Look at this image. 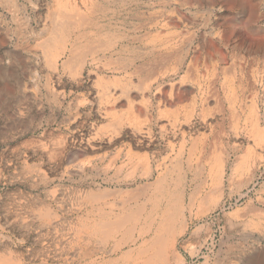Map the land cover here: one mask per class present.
Masks as SVG:
<instances>
[{
    "label": "rangeland",
    "instance_id": "1",
    "mask_svg": "<svg viewBox=\"0 0 264 264\" xmlns=\"http://www.w3.org/2000/svg\"><path fill=\"white\" fill-rule=\"evenodd\" d=\"M83 3L90 7H84ZM17 4L0 0V250L13 254L18 251L15 254L21 258V264L60 261L59 264L65 261L86 264L107 260L113 264H132L134 260L126 259L125 253L148 244L153 234L137 233L135 237L140 243L124 244V249L117 247L113 239L107 245L96 238L83 240L85 234L83 237L76 233L83 228L87 214L95 220H104L83 197L94 188L105 193L103 203L107 210L125 217L144 206L151 218L156 217V231L165 227L167 234L168 228L172 229V235L168 236L175 241L170 246L169 264H264V0H18ZM72 4L71 11L78 12L75 18V13H68ZM63 7L68 11H63ZM22 8L27 10L24 15L20 12ZM59 12L68 13L76 21L81 19L83 26L77 27L61 44L53 41L54 44L48 45L52 17ZM85 19L88 25L84 24ZM197 21L204 25L201 30L193 27ZM238 31L245 37H236ZM92 42L95 46L90 45ZM211 42H215L214 46ZM9 66H15L22 74L25 82L22 89L4 79V69ZM132 70L135 72L131 73ZM138 75L146 76V81H140ZM178 148L183 149L179 154ZM29 198L57 205L62 212L47 225L37 211L27 206ZM13 246L18 250L14 251ZM85 251L95 258L83 257Z\"/></svg>",
    "mask_w": 264,
    "mask_h": 264
},
{
    "label": "bare ground",
    "instance_id": "2",
    "mask_svg": "<svg viewBox=\"0 0 264 264\" xmlns=\"http://www.w3.org/2000/svg\"><path fill=\"white\" fill-rule=\"evenodd\" d=\"M35 1V0H34ZM57 1V0H56ZM61 2H62V0H60ZM66 1V0H65ZM69 1V0H68ZM3 2L5 3V4H11V5H18L17 3H18V0H3ZM37 2V1H36ZM39 2V1H38ZM37 2V3H38ZM85 2V1H84ZM92 2V1H91ZM93 2H95V1H93ZM107 2V1H106ZM110 2V1H109ZM21 3V2H20ZM32 3V2H31ZM53 3V2H52ZM55 3V2H54ZM71 3V2H70ZM90 3V2H89ZM98 3V2H97ZM33 4V3H32ZM55 4H57V2L55 3ZM59 4H60V2H59ZM62 4H64V3H62ZM84 4V3H83ZM86 4V3H85ZM84 4V7H86V5ZM91 4H93V3H91ZM91 4H89V5H91ZM100 4V3H99ZM98 4V5H99ZM103 4H104V2H103ZM73 6L72 7H70L69 9H70V12L68 11V10H65L64 9V7H63V11H68V13H75V12H73V11H71V9L74 7V4H72ZM97 5V4H96ZM6 6V5H5ZM65 6H66V2H65ZM68 6V5H67ZM69 6H71V4L69 5ZM77 6V7H76ZM76 6H75V8L77 9L78 8V5L76 4ZM102 6V4L100 5V7ZM116 6V5H115ZM115 6H113V7H115ZM26 7V6H25ZM87 7H90V6H87ZM86 7V8H87ZM97 7V6H96ZM99 7V6H98ZM99 7V8H100ZM105 7V6H104ZM112 7V6H111ZM65 8H67V7H65ZM108 8V7H107ZM19 9V8H18ZM26 9V8H25ZM24 8H22L21 10H20V12H21V14H25V12L27 11V10H25ZM74 9V8H73ZM80 9V8H79ZM79 9H77L78 11H79ZM12 10L14 11V9L12 8ZM55 10V9H54ZM57 10H59V6L57 7ZM57 10H55L56 11V13L58 12ZM87 10V9H86ZM93 10H94V8H93ZM92 10V8L90 9V11L92 12L93 11ZM101 10V9H100ZM76 11V10H75ZM104 11H107V10H104ZM115 11V10H114ZM60 12H62V11H60ZM59 12V13H60ZM77 12V11H76ZM83 12V11H82ZM108 12V11H107ZM29 13H30V11H29ZM63 13V12H62ZM62 13H60V14H55V15H53V19H52V25H51V27H50V30H49V33H47L48 34V37L50 38H48L49 39V41L47 42V44L49 45V44H54V43H56V44H61V42H63L64 40H65V38L67 37H69V36H71L70 34H72V33H74V30L77 28V27H79L83 22L81 21V19H77L78 21H76L74 18H75V16L77 15V13H75L74 15H73V17L74 18H72V16L71 15H69L68 13L67 14H62ZM94 13H96V12H94ZM114 13V12H113ZM6 14V13H5ZM84 14H85V16H86V12H85V10H84ZM90 14V13H89ZM100 14V13H99ZM18 15V14H17ZM78 15H80V14H78ZM82 15V14H81ZM92 15H93V13H92ZM9 16V15H8ZM13 16V15H12ZM85 16H84V18H85ZM10 17V16H9ZM21 17V16H20ZM23 17V16H22ZM26 17V16H25ZM78 18H79V16H77ZM89 17V16H88ZM96 17V16H95ZM32 18V17H31ZM80 18H82V16H80ZM83 18V19H84ZM87 18V17H86ZM20 19V18H19ZM18 19V20H19ZM87 19H90V18H87ZM87 19H85L84 20V24L85 23H87ZM14 21V20H13ZM91 21V20H90ZM89 21V22H90ZM13 23V22H12ZM20 23V22H19ZM22 23V22H21ZM24 23V22H23ZM30 23V22H29ZM28 23V24H29ZM6 24V23H5ZM27 24V25H28ZM89 24H91V23H89ZM85 25H88V24H85ZM84 25V26H85ZM16 26V25H15ZM24 26V25H23ZM81 26H83V25H81ZM2 27V26H1ZM26 27V26H25ZM23 28V27H22ZM27 28V27H26ZM48 29H49V27H48ZM47 29V30H48ZM79 29V28H78ZM86 29V28H85ZM92 29H93V27H92ZM29 30V29H28ZM80 30V29H79ZM95 30V29H94ZM93 30V31H94ZM109 31V30H108ZM108 31H106V32H108ZM29 32V31H28ZM83 32V31H82ZM86 32V31H85ZM18 33V32H17ZM112 33H114V32H112ZM117 33V32H116ZM107 34V33H106ZM8 35V34H7ZM10 35V34H9ZM19 35H21V34H19ZM74 35V34H73ZM79 35V34H78ZM93 35V34H92ZM0 36H1V34H0ZM14 36V35H13ZM39 36V35H38ZM42 36V35H41ZM46 36V35H45ZM85 37L87 36V35H84ZM83 36V37H84ZM108 36V35H107ZM29 37V36H28ZM32 37V36H31ZM35 37V36H34ZM44 37V36H43ZM74 37V36H73ZM79 37V36H78ZM3 38H5V36L3 37ZM11 38H13V37H11ZM75 38V37H74ZM73 38V39H74ZM100 38V37H99ZM140 38H143V37H140ZM145 38V37H144ZM157 38V37H156ZM160 38V37H159ZM170 38V37H169ZM183 38V37H182ZM184 38H186V37H184ZM183 38V39H184ZM201 38V37H200ZM239 38V37H238ZM89 39H90V37H89ZM135 39V38H134ZM137 39V38H136ZM148 39V38H147ZM167 39V38H166ZM224 39V38H223ZM222 39V40H223ZM233 39V38H232ZM243 39V38H242ZM246 39V38H245ZM6 40H7V38H6ZM72 40V39H71ZM91 40V39H90ZM121 40V39H120ZM145 40V39H144ZM201 40V39H200ZM239 40V39H238ZM237 40V41H238ZM1 41V40H0ZM3 41H5V40H3ZM3 41H2V43H3ZM53 41H54V43H53ZM86 41V40H85ZM92 41V40H91ZM107 41V40H106ZM119 41V40H118ZM117 41V42H118ZM149 41V40H148ZM161 41L163 42L164 40H162L161 39ZM172 41V40H171ZM176 41H177V39L175 40V44H176ZM183 41V40H182ZM198 41V40H197ZM196 41V42H197ZM221 41V40H220ZM229 41V40H228ZM235 41V40H234ZM244 41V40H243ZM255 41H257V40H255ZM260 41V40H259ZM25 42V41H24ZM79 42V41H78ZM112 41H110V43H111ZM116 42V41H115ZM151 42V41H150ZM159 42V41H158ZM222 42V41H221ZM225 42V41H224ZM223 42V43H224ZM242 42V41H241ZM240 42V43H241ZM251 42V41H250ZM262 43H263V41H261ZM260 42V43H261ZM14 43V42H13ZM30 43V42H29ZM45 43V42H44ZM68 43V42H67ZM105 43V42H104ZM123 43V42H122ZM145 43V42H144ZM174 43V42H173ZM182 43V42H181ZM201 43H202V41H201ZM215 42H211V44L213 45ZM222 43V44H223ZM234 43V42H233ZM12 44V43H11ZM56 44H55V46H56ZM63 44V43H62ZM75 44V43H74ZM79 43H77V45H78ZM83 44V43H82ZM85 44V43H84ZM83 44V45H84ZM91 44H93V42L92 43H90V45ZM129 44V43H128ZM148 44V43H147ZM168 44V43H167ZM94 45V44H93ZM93 45H91V46H93ZM108 45V44H107ZM126 45V44H125ZM143 45V44H142ZM157 45V44H156ZM182 45V44H181ZM203 45H204V43H203ZM211 45V46H212ZM237 45H238V43H237ZM28 46V45H27ZM54 46V45H53ZM62 45H60L59 46V48L61 47ZM65 46V45H64ZM73 46H75V45H73ZM95 46V45H94ZM98 46V45H97ZM109 46H111V45H109ZM158 46V45H157ZM174 46V45H173ZM179 46V45H178ZM206 46H207V44H206ZM209 46V45H208ZM207 46V47H208ZM214 46V45H213ZM212 46V47H213ZM228 46V45H227ZM40 47H42V46H40ZM46 47H47V45H46ZM51 46H49V48H50ZM68 47H70V46H68ZM82 47V46H81ZM108 47V46H107ZM116 47V46H115ZM124 47V46H123ZM128 47V46H127ZM134 47V46H133ZM151 47V46H150ZM162 47V46H161ZM202 47V46H201ZM212 47H209V49L210 50H212L211 48ZM225 47V46H224ZM242 47V46H241ZM260 47V46H259ZM3 48V47H2ZM28 48V47H27ZM58 48V47H57ZM77 48L79 49V47L77 46ZM136 48H138V47H136ZM174 48V47H173ZM175 48H177L176 46H175ZM179 48V47H178ZM252 48H253V46H252ZM103 49H105V48H103ZM144 49V48H143ZM147 49V48H146ZM167 49H169L168 47H167ZM209 49H206L207 51L209 50ZM216 49V48H215ZM239 49H240V47H239ZM60 50H62L63 51V49H61L60 48ZM67 50V49H66ZM71 50H73V49H71ZM127 50V49H126ZM132 50H134V49H132ZM157 50V49H156ZM162 50V49H161ZM160 50V51H161ZM175 50V49H174ZM263 50V49H262ZM50 51V50H49ZM57 51V50H56ZM62 51H60V52H62ZM75 51V50H74ZM119 51V50H118ZM122 51V50H121ZM144 51H146V50H144ZM148 51V50H147ZM154 51V50H153ZM228 51H229V49H228ZM239 51V50H238ZM254 51V50H253ZM252 51V52H253ZM258 51V50H257ZM24 52V51H23ZM53 52V51H52ZM68 52H69V50H68ZM81 52V51H80ZM91 53L93 52V51H90ZM95 52V51H94ZM180 52H182V51H180ZM212 52V51H211ZM210 52V53H211ZM244 52V51H243ZM261 52V51H260ZM25 53V52H24ZM28 53V52H27ZM30 53V52H29ZM57 53V52H56ZM123 53V52H122ZM127 53V52H126ZM131 53V52H130ZM134 53V52H133ZM132 53V54H133ZM141 53H142V51H141ZM140 53V54H141ZM145 53V52H144ZM162 53V52H161ZM175 53V52H174ZM204 53V52H203ZM235 53V52H234ZM233 53V54H234ZM245 54H246V52H244ZM244 53H242V54H244ZM5 55H6V53H4ZM16 54V53H15ZM50 54V53H49ZM74 54V53H73ZM78 54V53H77ZM89 54V53H88ZM96 54V53H95ZM115 54H116V51H115ZM162 54H164V53H162ZM166 54H168V53H166ZM173 54V53H172ZM179 54V53H178ZM232 54V55H233ZM52 55V54H51ZM58 55H59V52H58ZM68 55V54H67ZM79 55V54H78ZM84 55V54H83ZM97 55V54H96ZM104 55V54H103ZM125 55V54H124ZM159 55V54H158ZM208 55H210V54H208ZM2 56V55H1ZM17 56H18V58H19V55H18V53H17ZM16 56V57H17ZM47 56H48V53H47ZM80 56V55H79ZM102 55H100V57H101ZM115 56V55H114ZM123 56V55H122ZM127 56V55H126ZM140 55L138 54V57H139ZM145 56V55H144ZM171 56V55H170ZM178 56V55H177ZM205 56V55H204ZM211 56V55H210ZM49 57V56H48ZM52 57H54V56H52ZM59 57V56H58ZM69 57H71V56H69ZM75 57V56H74ZM85 57V56H84ZM83 57V58H84ZM99 57V56H98ZM109 56H107V57H105V58H108ZM143 57V56H142ZM175 57V56H174ZM183 57V56H182ZM216 57V56H215ZM217 57H218V55H217ZM216 57V58H217ZM24 58V57H23ZM26 58V57H25ZM68 58V57H67ZM82 57H80V59H81ZM94 58H97V57H94ZM114 58V57H113ZM130 58H132V56L130 57ZM134 58V57H133ZM153 58V57H152ZM156 58V57H155ZM162 58H163V56H162ZM203 58V57H202ZM219 58V57H218ZM260 58V57H259ZM16 59V58H15ZM78 59V58H77ZM99 59V58H98ZM101 59V58H100ZM110 59H111V56H110ZM115 59V58H114ZM159 59V58H158ZM165 59H167V57L165 58ZM169 59V58H168ZM177 59V58H176ZM186 59V58H185ZM236 59V58H235ZM248 59V58H247ZM250 59V58H249ZM253 59V58H252ZM252 59H251V62H252ZM261 59H262V57H261ZM4 60V59H3ZM20 60V59H19ZM53 60V59H52ZM58 60V59H57ZM67 60V59H66ZM65 60V61H66ZM85 60V59H84ZM136 60V59H135ZM142 60V59H141ZM163 60V59H162ZM174 60V59H173ZM172 60V61H173ZM178 60V59H177ZM217 60V59H216ZM239 60V59H238ZM254 60V59H253ZM258 60V59H257ZM15 61V60H14ZM18 61V60H17ZM28 61V60H27ZM64 61V62H65ZM83 60H81V62H82ZM87 61V60H86ZM92 61V60H91ZM113 61V60H112ZM116 61V60H115ZM147 61V60H146ZM155 61V60H154ZM211 61V60H210ZM209 61V62H210ZM21 62V61H20ZM54 62V61H53ZM61 62H62V60H61ZM73 62V61H72ZM76 62V61H75ZM93 62V61H92ZM99 62V61H98ZM152 62V61H151ZM176 62V61H175ZM189 62V61H188ZM208 62V61H207ZM255 62V61H254ZM52 63V62H51ZM50 63V64H51ZM56 63V62H55ZM67 63H68V61H67ZM88 63V62H87ZM111 63H113V62H111ZM110 63V64H111ZM146 63V62H145ZM218 63V62H217ZM246 63V62H245ZM21 64V63H20ZM24 64H25V62H24ZM98 64V63H97ZM102 64H103V61H102ZM118 64V63H117ZM128 64V63H127ZM141 64V63H140ZM168 64V63H167ZM185 64V63H184ZM200 64H201V60H200ZM199 64V65H200ZM205 64V63H204ZM224 64H226V63H224ZM223 64V65H224ZM234 64V63H233ZM238 64V63H237ZM26 65V64H25ZM81 65V63L79 64V66ZM105 65V64H104ZM107 65V64H106ZM105 65V66H106ZM124 65V64H123ZM138 65V64H137ZM148 65V64H147ZM152 65H154V64H152ZM152 65H151V67H152ZM190 65H192V64H190ZM195 65H196V63H195ZM220 65V64H219ZM228 65V64H227ZM263 65V64H262ZM24 66V65H23ZM53 66V65H52ZM64 66V65H63ZM78 66V65H77ZM76 66V67H77ZM78 66V67H79ZM82 66V65H81ZM87 66V65H86ZM105 66H104V68H105ZM122 66V65H121ZM126 66V65H125ZM130 66H131V64H130ZM156 66V65H155ZM169 66V65H168ZM175 66V65H174ZM203 66V65H202ZM230 66V65H229ZM232 66V65H231ZM233 66H235V65H233ZM252 66V65H251ZM22 67V66H21ZM68 67V66H67ZM77 67V68H78ZM100 67V66H99ZM135 67V66H134ZM142 67H143V65H142ZM176 67V66H175ZM179 67V66H178ZM199 67V66H198ZM205 67V66H204ZM216 67H217V65H216ZM243 67V66H242ZM26 68V67H25ZM28 68H29V66H28ZM58 68V67H57ZM80 68V67H79ZM79 68H78V70H79ZM86 68V67H85ZM98 68V67H97ZM137 68H139V70H141L142 68L141 67H139V66H137ZM136 68V69H137ZM162 68V67H161ZM171 68V67H170ZM225 68V67H224ZM23 69V68H22ZM55 69V68H54ZM81 69V68H80ZM135 69V70H136ZM168 69V68H167ZM178 69V68H177ZM240 69V68H239ZM25 70V69H24ZM49 70V69H48ZM121 70V69H120ZM125 70V69H124ZM123 70V71H124ZM143 70V69H142ZM145 70V69H144ZM156 69H154L153 70V73H154V71H155ZM159 70V69H158ZM188 71H190V69H187ZM186 70V71H187ZM195 70V69H194ZM199 70V69H198ZM230 70V69H229ZM237 70V69H236ZM23 71V70H22ZM28 71V70H27ZM76 71H77V69H76ZM82 71V70H81ZM84 71V70H83ZM133 71V70H132ZM138 71V70H137ZM150 71H152V70H150ZM162 71V70H161ZM184 71V70H183ZM203 71V70H202ZM226 71V70H225ZM232 71H233V69H232ZM238 71V70H237ZM135 71H133V72H131V73H134ZM145 72V71H144ZM149 72V71H148ZM157 72V71H156ZM180 72V71H179ZM230 72V71H229ZM3 73V72H2ZM77 73V72H76ZM76 73H74V74H76ZM128 73H129V71H128ZM140 73H143L142 71L140 72ZM152 73V75H154ZM158 73V72H157ZM186 73H189V72H186ZM197 73V72H196ZM202 73V72H201ZM212 73V72H211ZM214 73V72H213ZM212 73V74H213ZM220 73V72H219ZM234 73V72H233ZM26 74V73H25ZM40 74V73H39ZM46 74V73H45ZM70 74V73H69ZM130 74V73H129ZM151 74V73H150ZM174 74V73H173ZM227 74V73H226ZM1 75V74H0ZM50 75V74H49ZM128 75V74H127ZM181 75V74H180ZM185 75V74H184ZM199 75V74H198ZM198 75H197V77L196 78H198ZM25 76V75H24ZM72 76V75H71ZM228 76V75H227ZM22 77V74H20V71L15 67V66H9V67H6V69H4V79H7L8 81H10L11 83H15V84H17V86H19L21 89H22V87H24V85H25V82H24V79H22L21 78ZM43 77V76H42ZM76 77V76H75ZM146 76H144V78L142 77L141 78V76H139L138 75V78H139V80L141 79V80H145V79H147V78H145ZM163 77V76H162ZM190 77V76H189ZM188 77V78H189ZM72 78V77H71ZM148 78H150V75L148 76ZM155 78H157V76L155 77ZM177 78V77H176ZM49 79V78H48ZM52 79V78H51ZM211 79V78H210ZM215 79V78H214ZM37 80V79H36ZM140 80V81H141ZM176 80V79H175ZM174 80V81H175ZM186 80V79H185ZM208 80V79H207ZM139 81V82H140ZM146 81V80H145ZM163 81V80H162ZM165 81V80H164ZM194 81V80H193ZM197 81V80H196ZM195 81V82H196ZM31 82V81H30ZM148 82V81H147ZM184 82V81H183ZM157 83V82H156ZM160 83V82H159ZM166 83V82H165ZM197 83V82H196ZM2 84V83H1ZM40 84V83H39ZM189 84V83H188ZM50 85V84H49ZM127 85V84H126ZM145 83H144V85H143V87H145ZM164 85V84H163ZM8 86V85H7ZM130 86V85H129ZM142 86V85H141ZM155 86V85H154ZM161 86V85H160ZM204 86V85H203ZM9 87H10V85H9ZM43 87V86H42ZM143 87H142V89H143ZM192 87H194V86H192ZM210 87V86H209ZM11 89H12V86L10 87ZM16 88V87H15ZM61 88V87H60ZM59 88V89H60ZM108 88V87H107ZM109 88H111V87H109ZM125 88H126V86H125ZM127 88L129 89V87H128V85H127ZM204 88V87H203ZM20 89V90H21ZM116 89V88H115ZM122 89V88H121ZM124 89V88H123ZM155 89V88H154ZM159 89V88H158ZM172 89V88H171ZM6 90V89H5ZM30 90V89H29ZM42 90H43V88H42ZM55 90V89H54ZM130 90V89H129ZM139 90H141V89H139ZM2 91V90H1ZM19 91V90H18ZM56 91V90H55ZM58 91V90H57ZM145 91V90H144ZM159 91V90H158ZM7 93H8V91H6ZM106 92V91H105ZM108 92H109V90H108ZM115 92V91H114ZM114 92H113V94H114ZM123 92V91H122ZM125 92H126V90H125ZM125 92L123 93V94H125ZM141 92H142V90H141ZM21 93V92H20ZM25 93V92H24ZM144 93V92H143ZM201 93V92H200ZM28 94V93H27ZM30 94V93H29ZM28 94V95H29ZM64 94H66V93H64ZM107 94V93H106ZM109 94V93H108ZM107 94V95H108ZM112 94V93H111ZM149 94H151V93H149ZM148 94V95H149ZM206 94V93H205ZM58 95V94H57ZM98 95V94H97ZM128 95H129V93H128ZM152 95V94H151ZM2 96V95H1ZM111 96V95H110ZM144 96V95H143ZM204 96V95H203ZM23 97V96H22ZM128 97V96H127ZM6 98L7 99H9V96H6ZM5 98V99H6ZM14 98V97H13ZM59 98V97H58ZM57 98V99H58ZM151 98V97H150ZM149 98V99H150ZM11 99V98H10ZM22 99V98H21ZM62 99V98H61ZM131 99V98H130ZM144 99H145V97H144ZM148 99V98H147ZM14 100V99H13ZM12 100V101H13ZM128 100H129V98H128ZM22 101H25V100H22ZM133 101H135V100H133ZM143 101V100H142ZM153 101V100H152ZM161 101V100H160ZM132 102V100L130 101V103ZM151 102V101H150ZM154 102V101H153ZM5 103V102H4ZM12 103H14V102H12ZM93 103V102H92ZM1 104V103H0ZM20 104V103H19ZM132 104H133V102H132ZM141 104H143V103H141ZM148 104V103H147ZM16 105V104H15ZM7 106H8V104H7ZM10 106V105H9ZM20 106V105H19ZM30 106V105H29ZM101 106V105H100ZM131 106V105H130ZM27 107V106H26ZM132 107H133V105H132ZM150 107V106H149ZM154 107V106H153ZM20 109V108H19ZM22 109V108H21ZM23 110V109H22ZM30 110V109H29ZM142 110V109H141ZM161 110H163V109H161ZM181 110V109H180ZM5 111V110H4ZM135 110H133V112H134ZM143 111V110H142ZM182 111V110H181ZM1 112V111H0ZM3 112V111H2ZM100 112V111H99ZM105 112H107V111H105ZM128 112H129V109H128ZM128 112H126V113H128ZM148 112V111H147ZM153 112V111H152ZM151 112V113H152ZM169 112V111H168ZM26 113H27V111H26ZM108 113V112H107ZM110 113V112H109ZM108 113V114H109ZM150 113V114H151ZM161 113V112H160ZM171 113V112H170ZM173 113V112H172ZM3 114V113H2ZM112 114V113H111ZM133 114H135V113H133ZM132 114V115H133ZM162 114H164V113H162ZM182 114V113H181ZM127 114H125V116H126ZM140 115V114H139ZM146 115H147V113H146ZM186 115V114H185ZM110 116V115H109ZM108 116V117H109ZM135 116V115H134ZM141 116H142V114H141ZM165 116V115H164ZM180 116V115H179ZM178 116V117H179ZM26 117V116H25ZM24 117V118H25ZM106 117V116H105ZM148 117V116H147ZM169 117V116H168ZM167 117V118H168ZM23 118V119H24ZM161 118H164V117H161ZM125 119V118H124ZM28 120V119H27ZM119 121V120H118ZM117 121V122H118ZM154 121H156V119L154 120ZM176 121V120H175ZM180 121V120H179ZM21 122V121H20ZM203 122V121H202ZM26 123V122H25ZM169 123H171V121L169 120ZM112 124V123H111ZM117 125V124H116ZM171 125V124H170ZM174 126V125H173ZM177 126V125H176ZM235 126V125H234ZM115 127V126H114ZM115 128H117V127H115ZM165 128V127H164ZM258 131V130H257ZM107 132V131H106ZM103 133H105V132H103ZM100 135V134H99ZM103 135V134H102ZM234 136V135H233ZM98 137V136H97ZM101 137V136H100ZM99 137V138H100ZM197 137H199V136H197ZM54 138V137H53ZM90 138V137H89ZM95 138V137H94ZM153 138V137H152ZM96 139V138H95ZM110 139V138H109ZM82 140H85V139H82ZM112 140V139H111ZM185 140V139H184ZM39 141H40V139L38 140V143H39ZM48 141V140H47ZM88 141H90V140H88ZM94 141H96V140H94ZM32 141L30 140V143H31ZM41 142V141H40ZM44 142V141H43ZM42 142V145H44V143ZM72 142V141H71ZM196 142V141H195ZM77 143V142H76ZM82 143V142H81ZM95 143V142H94ZM186 143V142H185ZM41 144V143H40ZM39 144V145H40ZM52 144V143H51ZM60 144V143H59ZM68 144H70L69 142H68ZM73 144V143H72ZM102 144V143H101ZM106 144V143H105ZM196 144V143H195ZM194 143H193V145H195ZM203 144V143H202ZM24 145V144H23ZM55 145H57V144H55ZM82 145V144H81ZM84 145H86V144H84ZM83 145V146H84ZM180 145V144H179ZM19 146V145H18ZM17 146V147H18ZM73 146V145H72ZM98 146V145H97ZM106 146H108V145H106ZM114 146V145H113ZM140 146V145H139ZM20 147V146H19ZM41 147V146H40ZM66 147V146H65ZM102 147V146H101ZM186 147V146H185ZM191 147V146H190ZM30 148V147H29ZM28 148V149H29ZM53 148V147H52ZM52 148H51V150H52ZM64 148V147H63ZM68 148V147H67ZM179 148H181V147H179ZM178 148V154H179V152H181V150H183V149H179ZM40 149V148H39ZM44 149V148H43ZM47 149V148H46ZM60 149V148H59ZM97 150H98V148H96ZM112 149V148H111ZM187 149H189V148H187ZM192 149V148H191ZM210 149V148H209ZM27 150V149H26ZM41 150V149H40ZM53 150H54V148H53ZM167 150V149H166ZM180 150V151H179ZM38 151V150H37ZM46 151V150H45ZM101 151V150H100ZM176 151V150H175ZM190 151V150H189ZM206 151V150H205ZM204 151V152H205ZM27 152H29V151H27ZM52 152V151H51ZM56 152H58V151H56ZM97 152V151H96ZM116 152V151H115ZM114 152V153H115ZM202 152H203V150H202ZM202 152H201V155H203L202 154ZM30 153V152H29ZM39 153V152H38ZM46 153V152H45ZM47 153L49 154V152L47 151ZM90 153V152H89ZM88 153V154H89ZM99 153H101V152H98V154ZM112 153V152H111ZM184 153V152H183ZM190 153H192V151L190 152ZM190 153H188V154H190ZM207 153V152H206ZM18 154V153H17ZM34 154H35V152H34ZM41 154V153H40ZM40 154H38V155H40ZM51 154V153H50ZM63 154H64V152H63ZM97 154V155H98ZM122 154V153H121ZM193 154H194V152H193ZM192 154V155H193ZM198 154V153H197ZM200 154V153H199ZM198 154V155H199ZM216 154V153H215ZM33 155V154H32ZM31 155V156H32ZM58 155V154H57ZM60 155L61 154H59L58 156L60 157ZM118 155V153H116V156ZM119 155H120V152H119ZM182 155V154H181ZM191 155V154H190ZM189 155V156H190ZM191 155V156H192ZM18 156V155H17ZM17 156H16V158H17ZM29 156V155H28ZM49 156V155H48ZM51 156H53V155H51ZM99 156V155H98ZM97 156V157H98ZM176 156V155H175ZM180 156V155H179ZM196 156V155H195ZM208 156V155H207ZM18 157H20V156H18ZM61 157H63V156H61ZM94 157V156H93ZM102 157V156H101ZM121 157V156H120ZM186 157H187V155H186ZM205 157V156H204ZM203 157V158H204ZM48 158V157H47ZM56 158V157H55ZM91 158H92V156H91ZM96 158V157H95ZM103 158V157H102ZM116 158V157H115ZM118 158V157H117ZM174 158V157H173ZM172 158V159H173ZM198 158V157H197ZM197 158H195V159H197ZM51 159H52V157H51ZM54 159V158H53ZM99 159V158H98ZM104 159V158H103ZM119 159V158H118ZM187 159V158H186ZM185 159V160H186ZM190 159V158H189ZM192 159H194V158H192ZM202 159V158H201ZM205 159V158H204ZM208 158H206V160H207ZM17 160H19V158L17 159ZM46 160V159H45ZM28 161V160H27ZM47 161H48V159H47ZM57 161V160H56ZM98 161V160H97ZM96 161V162H97ZM137 161V160H136ZM187 161H188V159H187ZM193 161V160H192ZM195 161V160H194ZM43 162V161H42ZM62 162V161H61ZM84 162H86V161H84ZM178 162V161H177ZM196 162V161H195ZM26 163V162H25ZM44 163V162H43ZM53 163V162H52ZM57 163V162H56ZM89 163H91V162H89ZM103 163V162H102ZM114 163V162H113ZM184 163V162H183ZM186 163H188V162H186ZM198 163V162H197ZM202 163V162H201ZM209 163H210V161H209ZM83 164V163H82ZM88 164V163H87ZM163 164V163H162ZM170 164V163H169ZM174 164V163H173ZM40 165V164H39ZM60 165H62V163L61 164H59V166ZM90 165V164H89ZM93 165V164H92ZM95 165V164H94ZM93 165V166H94ZM114 165V164H113ZM177 165V164H176ZM190 167H191V165L190 164H188ZM187 165V166H188ZM197 165V164H196ZM36 166V165H35ZM42 166H44V165H42ZM83 166H84V164H83ZM82 166V167H83ZM86 166V165H85ZM99 166V165H98ZM203 166V165H202ZM214 166V165H213ZM51 167V166H50ZM90 167V166H89ZM176 167V166H175ZM182 167V166H181ZM192 167H195V166H192ZM42 168H44V167H42ZM96 168V167H95ZM99 168V167H98ZM167 168V167H166ZM80 169H81V166H80ZM2 170V169H1ZM51 170V169H50ZM86 170V169H85ZM189 170V169H188ZM202 170V169H201ZM3 171V170H2ZM42 171V170H41ZM40 171V172H41ZM121 171V170H120ZM137 171V170H136ZM164 171V170H163ZM198 171V170H197ZM205 171V170H204ZM87 172V171H86ZM106 172V171H105ZM169 172H170V170H169ZM203 172V170L201 171V173ZM28 173V172H27ZM89 173V172H88ZM161 173H162V171H161ZM188 173V172H187ZM200 173V174H201ZM32 174V173H31ZM40 174V173H39ZM53 174V173H52ZM91 174V173H90ZM119 174H120V172H119ZM165 174V173H164ZM179 174H181V173H179ZM37 175V174H36ZM209 175V174H208ZM219 175H221V174H219ZM40 176V175H39ZM42 176V175H41ZM117 176H118V174H117ZM163 176V175H162ZM180 176V175H179ZM191 176V175H190ZM25 177V176H24ZM35 177H38V176H35ZM34 177V178H35ZM199 177V176H198ZM220 177V176H219ZM218 177V178H219ZM159 178H160V176H159ZM169 178V177H168ZM29 179H31V178H29ZM37 179V178H36ZM40 179H41V177H40ZM39 179V180H40ZM195 179V178H194ZM201 179V178H200ZM199 179V180H200ZM42 180V179H41ZM40 180V181H41ZM156 180H157V178H156ZM159 180V179H158ZM171 180V179H170ZM190 180H192V179H190ZM167 181V180H166ZM36 182V181H35ZM43 182V181H42ZM153 182H155V180L153 181ZM164 182V181H163ZM190 182V181H189ZM194 182V181H193ZM38 183V182H37ZM172 183V182H171ZM199 183V182H198ZM36 184V183H35ZM152 184V183H151ZM155 184V183H154ZM169 184V183H168ZM176 184V183H175ZM178 184H180V182L178 183ZM187 184V183H186ZM205 184V183H204ZM150 184H148V186H149ZM173 185V184H172ZM198 185V184H197ZM100 186V185H99ZM161 186H162V184H161ZM160 186V187H161ZM175 186V185H174ZM194 186H195V184H194ZM93 187V186H92ZM110 187V186H109ZM116 187V186H115ZM121 187V186H120ZM138 187H141V186H138ZM153 188H154V186H152ZM167 187V186H166ZM172 187V186H171ZM191 187V186H190ZM190 187H189V190H190ZM215 187V186H214ZM221 187V186H220ZM163 188H165L164 187V185H163ZM197 188H198V186H197ZM86 189H88V188H86ZM85 189V190H86ZM92 190H90V191H86L85 193H84V195H83V197L85 198L84 200L87 202V203H92V209L94 208V210L96 209V210H98V213H100L99 214V216L100 217H102V218H104V220H95L94 219V217L93 218H91V217H89V215L87 214V216L84 218V222L83 221H81V222H83L82 223V225H83V228H81V229H78V231H76V233L78 234V235H81L82 234V236H83V234H85V237L83 238V240H86L87 241V238L88 237H91V239L92 238H96V240L99 242V243H103V244H107V243H110L111 241H112V239L113 240H115V242L114 241H112L111 242V244L114 242L115 243V245L117 246V247H120V248H124L125 249V247H124V244H127V243H130V242H134L135 244H137L138 242H139V240H138V238H136L135 236H136V234L137 233H139L140 232V234H145V233H147V234H153V235H150V236H152V237H148L149 239V243L148 244H146L145 245V243H143V244H141V245H139V247H136L134 250H133V248L131 249V250H129L128 252H126L125 253V256H126V259H133L134 261H132L131 262V260H130V262L132 263V264H169V257H170V252H171V250H170V246L171 247H173L174 246V243L172 242V241H175V239H172L171 237V235H172V229H170V228H168V231H169V233L171 234L170 236H168V234L169 233H167L166 234V231H167V229L165 228H160V231H156V227H155V221H156V217L154 218H151L152 216H150V215H148L147 214V212H146V209H145V207L144 206H142V207H140V208H138V210H137V212H129L127 215H125V217H124V214H115L114 213V211L113 210H107L106 209V207H105V205L106 204H104L105 203V200H103L104 198H105V193L103 194V191H100V189H97V190H94V188H91ZM102 189V188H101ZM118 189V188H117ZM120 189V188H119ZM125 189V188H124ZM155 189V188H154ZM161 189H162V187H161ZM175 189V188H174ZM193 189V188H192ZM198 189H200V186H199V188ZM197 189V190H198ZM143 190H145V189H143ZM149 190H150V188H149ZM148 190V191H149ZM171 190H172V188H171ZM185 190V189H184ZM220 190V189H219ZM107 191H109V190H107ZM134 191H135V189H134ZM187 191V190H186ZM191 191V190H190ZM193 191V190H192ZM200 191V190H199ZM20 192H22V191H20ZM83 192H84V190H83ZM137 192V191H136ZM135 192V193H136ZM174 192V191H173ZM195 192V191H194ZM121 193V192H120ZM135 193H133V194H135ZM140 193V192H139ZM139 193H138V195H139ZM145 193V192H144ZM143 193V194H144ZM158 193V192H157ZM156 193V194H157ZM162 193H163V191H162ZM22 194V193H21ZM26 194V193H25ZM25 194H24V196H25ZM30 194V193H29ZM127 194V193H126ZM125 194V195H126ZM129 194V193H128ZM147 194V193H146ZM151 194V193H150ZM154 194V193H153ZM189 194V193H188ZM40 195V194H39ZM117 195V194H116ZM132 195V194H131ZM140 195H141V193H140ZM139 195V196H140ZM158 195V194H157ZM176 195V194H175ZM190 195V194H189ZM2 196V195H1ZM21 197H24L23 195H20ZM27 196V195H26ZM29 196V195H28ZM142 196V195H141ZM194 196V195H193ZM200 196H201V194H200ZM204 196V195H203ZM208 196V195H207ZM210 196V195H209ZM36 197H38V196H36ZM40 197V196H39ZM43 197V196H42ZM46 197H47V195H46ZM82 197V196H81ZM109 197V196H108ZM123 197H125V196H123ZM135 197V196H134ZM172 197H173V195H172ZM197 197V196H196ZM195 196H194V198H196ZM205 197V196H204ZM1 198V197H0ZM11 199H12V197H10ZM41 198V197H40ZM58 198V197H57ZM107 198V197H106ZM119 198V197H118ZM117 197H116V199L117 200H119ZM121 198V197H120ZM129 198V197H128ZM133 198V197H132ZM140 198V197H139ZM158 198V197H157ZM184 198V197H183ZM203 198V197H202ZM209 198V197H208ZM15 199V198H14ZM20 199H23V198H20ZM19 199V200H20ZM39 199V198H38ZM48 199H50V197H48ZM60 199V198H59ZM62 199V198H61ZM60 199V200H61ZM77 199V198H76ZM127 199V198H126ZM134 199V198H133ZM176 199V198H175ZM192 199V198H191ZM212 199V198H211ZM3 200H4V198H3ZM18 200V201H19ZM25 200V199H24ZM28 200V202H27V206H29V208H31L32 210H35V211H37L38 212V214H39V216H40V218L42 219V221H46V223L47 222H49L52 218H54V217H56L57 215H58V213L60 214V211L62 212V210H60V209H58L57 208V205H53L52 203H48V202H46V201H43V200H40V201H37L35 198L34 199H26V201ZM73 200V199H72ZM72 200H71V202H72ZM79 200V199H78ZM109 200V199H108ZM121 200H123V199H121ZM129 200H131V198L130 199H128V201ZM149 200H150V197H149ZM201 200H203V199H200V201ZM49 201V200H48ZM57 201V200H56ZM77 201V200H76ZM103 201H104V203H103ZM124 201H125V198H124ZM123 201V202H124ZM151 201V200H150ZM153 201V200H152ZM164 201V200H163ZM179 201V200H178ZM194 201H195V199H194ZM14 202V201H13ZM19 202H22V201H19ZM59 202V201H58ZM81 202H82V200H81ZM108 203H109V201H107ZM122 202V203H123ZM135 202V201H134ZM143 202H144V200H143ZM154 202V201H153ZM159 202V201H158ZM162 202V201H161ZM174 202V201H173ZM199 202V201H198ZM1 203V202H0ZM4 203V202H3ZM23 203V202H22ZM63 203V202H62ZM76 203V202H75ZM94 203V204H93ZM112 203V202H111ZM124 203H126V202H124ZM123 203V204H124ZM129 203V202H128ZM131 203V202H130ZM166 203V202H165ZM8 204V203H7ZM24 204V203H23ZM74 204V203H73ZM85 204V203H84ZM152 204V203H151ZM194 204V203H193ZM8 205H10V204H8ZM17 205V204H16ZM24 205H26V204H24ZM79 205V204H78ZM97 205V206H96ZM111 205V204H110ZM113 205V204H112ZM153 205H154V203H153ZM152 205V206H153ZM206 205V204H205ZM26 206V207H27ZM64 206V205H63ZM66 206H68V204L66 205ZM81 206V205H80ZM114 206H115V204H114ZM136 206V205H135ZM188 206V205H187ZM194 206V205H193ZM203 206V205H202ZM21 208H22V206H20ZM74 207V206H73ZM86 207V206H85ZM89 207H90V205H89ZM107 207H110L109 205H107ZM112 207V206H111ZM122 207V206H121ZM120 207V208H121ZM131 207V206H130ZM166 207V206H165ZM10 208V207H9ZM65 208V207H64ZM72 208V207H71ZM70 208V209H71ZM117 208H119V206L117 207ZM198 208V207H197ZM3 209V208H2ZM13 209V208H12ZM31 209H30V211H31ZM62 209V208H61ZM112 209V208H111ZM127 209V208H126ZM125 209V210H126ZM149 209V208H148ZM147 209V210H148ZM155 209V208H154ZM182 209V208H181ZM187 209V208H186ZM194 209V208H193ZM10 210H11V208H10ZM64 210H66V209H64ZM75 210V209H74ZM157 210V209H156ZM163 210H164V208H163ZM200 210V209H199ZM1 211V210H0ZM13 211V210H12ZM83 211V210H82ZM86 211V210H85ZM90 211V210H89ZM92 211V210H91ZM119 211V210H118ZM129 211V210H128ZM183 211V210H182ZM190 211V210H189ZM192 211V210H191ZM3 212V211H2ZM25 212H26V210H25ZM27 212H28V210H27ZM68 212V211H67ZM73 212V211H72ZM75 212H76V210H75ZM163 212V211H162ZM170 212V211H169ZM175 212V211H174ZM177 212V211H176ZM203 212V211H202ZM12 213V212H11ZM13 213H14V211H13ZM19 213V212H18ZM21 213V212H20ZM31 213V212H30ZM32 213H34V212H32ZM69 213V212H68ZM85 213V212H84ZM118 213V212H117ZM120 213V212H119ZM182 213V212H181ZM187 213V212H186ZM9 214H10V211H9ZM16 214V213H15ZM22 214H24V213H22ZM26 214V213H25ZM152 214V213H151ZM197 214V212L194 214V216ZM203 214V213H202ZM14 215V214H13ZM33 215V214H32ZM36 215V214H35ZM82 215H83V213H82ZM159 215V214H158ZM175 215V214H174ZM191 215L192 214H190V217H191ZM1 216V215H0ZM6 216V215H5ZM4 216V217H5ZM23 216V215H22ZM63 216V215H62ZM72 216V215H71ZM25 217H26V215H25ZM68 217V216H67ZM98 217V216H97ZM198 217V216H197ZM200 217V216H199ZM11 218V217H10ZM18 218H20V217H18ZM34 218H36V217H33V219ZM58 218H60V217H58ZM114 218V219H113ZM164 218V217H163ZM194 218V217H193ZM2 219V218H1ZM12 219V218H11ZM15 219V218H14ZM41 219H40V221H41ZM77 219V218H76ZM80 219V218H79ZM183 219V218H182ZM4 220V219H3ZM53 220H55V219H52V221ZM63 220V219H62ZM78 220V219H77ZM173 220V219H172ZM195 220H197V219H195ZM13 221V220H12ZM23 221V220H22ZM31 219H30V223H31ZM79 221V220H78ZM77 221V222H78ZM1 222V221H0ZM21 222V221H20ZM25 222V221H24ZM59 222V221H58ZM161 222V221H160ZM29 223V224H30ZM45 223V224H46ZM50 223L51 222H49V225H50ZM54 223H55V221H54ZM72 223V222H71ZM76 223V222H75ZM4 224V223H3ZM14 224V223H13ZM33 224V223H32ZM31 224V225H32ZM37 225H38V223H36ZM40 224V223H39ZM74 224V223H73ZM79 224V223H78ZM78 224H76V225H78ZM158 224H160V223H158ZM157 224V225H158ZM175 224V223H174ZM7 225V224H6ZM41 225V224H40ZM47 225H48V223H47ZM173 225V224H172ZM186 225V224H185ZM191 225V224H190ZM75 226V225H74ZM79 226V225H78ZM45 227V226H44ZM55 227V226H54ZM77 227V226H76ZM158 227V226H157ZM175 227V226H174ZM13 228V227H12ZM48 228V227H47ZM52 228V227H51ZM56 228V227H55ZM173 228V227H172ZM16 229V228H15ZM21 229V228H20ZM185 229V228H184ZM25 230V229H24ZM45 230H47V229H45ZM23 231V230H22ZM40 231V230H39ZM58 231V230H57ZM175 231V230H174ZM181 231V230H180ZM20 232V231H19ZM74 232H75V230H74ZM2 233V232H1ZM29 233V232H28ZM175 233V232H174ZM182 233H183V231H182ZM75 234V233H74ZM31 235V234H30ZM60 235H61V233H60ZM173 235H175V234H173ZM182 235V234H181ZM6 236V235H5ZM10 236V235H9ZM22 236V235H21ZM25 236V235H24ZM23 236V237H24ZM138 236V235H137ZM141 236V235H140ZM28 237V236H27ZM77 237V236H76ZM174 237V236H173ZM10 238V237H9ZM8 238V239H9ZM64 238V237H63ZM74 238V237H73ZM80 238V237H79ZM78 238V239H79ZM142 238V237H141ZM146 238V237H145ZM176 238V237H175ZM7 239V238H6ZM35 239V238H34ZM66 239V238H65ZM69 239H71V238H69ZM77 239V240H78ZM90 239V238H89ZM147 239V238H146ZM93 240V239H92ZM3 241V240H2ZM9 241V240H8ZM37 241H38V239H37ZM64 241V240H63ZM66 241V240H65ZM71 242H72V240H70ZM79 241H81V240H79ZM143 241V240H142ZM177 241V240H176ZM7 242V241H6ZM89 242V241H88ZM8 243V242H7ZM6 243V244H7ZM68 243V242H67ZM75 243V242H74ZM77 243V242H76ZM75 243V244H76ZM140 243V242H139ZM142 243V242H141ZM172 243H173V246H172ZM9 244V243H8ZM7 244V245H8ZM12 244H13V242H12ZM86 244V243H85ZM131 244V243H130ZM176 244V243H175ZM68 245V244H67ZM66 245V246H67ZM108 245V244H107ZM134 245V244H133ZM132 245V246H133ZM5 246V245H4ZM18 246V245H17ZM65 246V247H66ZM81 246V245H80ZM88 246V245H87ZM91 246H93V245H91ZM90 246V247H91ZM96 246V245H95ZM2 247V246H1ZM70 247V246H69ZM76 247H77V245H76ZM89 247V246H88ZM117 247H115V248H117ZM126 247H128V246H126ZM134 247H135V245H134ZM9 248H10V246H9ZM13 248H14V246H13ZM71 248V247H70ZM80 248V247H79ZM78 248V249H79ZM93 248V247H92ZM130 248V247H129ZM59 249V248H58ZM66 249H67V247H66ZM76 249V248H75ZM87 249V248H86ZM118 249V248H117ZM126 249H128V248H126ZM15 250H18L17 249V247L16 248H14V251ZM19 250H21V249H19ZM57 250V249H56ZM55 250V251H56ZM77 250V249H76ZM83 250V249H82ZM91 250V249H90ZM104 250V249H103ZM106 250H108V249H106ZM110 250V249H109ZM170 250V251H169ZM13 251V252H14ZM89 251V250H88ZM95 251V250H94ZM101 251V250H100ZM44 252V251H43ZM56 252H58V251H56ZM113 252H114V250H113ZM116 252V251H115ZM175 252V251H174ZM15 253H18V251L17 252H15ZM13 254L11 251H7V250H4V251H2V250H0V264H21L20 263V259L21 258H19V256L17 255V254ZM21 253V252H20ZM46 253V252H45ZM78 253V252H77ZM79 253H81V252H79ZM83 253V252H82ZM95 253V252H94ZM118 253V252H117ZM66 254V253H65ZM64 254V255H65ZM74 254V253H73ZM99 254V253H98ZM102 254V253H101ZM100 254V255H101ZM110 254V253H109ZM46 255V254H45ZM121 255V254H120ZM174 255H176V254H174ZM21 256V255H20ZM60 256V255H59ZM71 256V255H70ZM83 257H94V255L93 254H91V253H89V252H87V251H85V253L82 255ZM95 256H97L96 254H95ZM116 257V256H115ZM119 257V256H118ZM178 257V256H177ZM54 258V257H53ZM59 258V257H58ZM62 258V257H61ZM71 258V257H70ZM74 258V257H73ZM72 258V259H73ZM95 258V257H94ZM105 258V257H104ZM114 258V257H113ZM121 258L122 259H124V253L122 254V256H121ZM60 259V258H59ZM75 259H77V258H75ZM181 259V258H180ZM58 260V259H57ZM56 260V261H57ZM62 260V259H61ZM81 260V259H80ZM121 260V259H120ZM55 261V260H54ZM55 261V262H56ZM64 261H65V259H64ZM76 261V260H75ZM90 261V260H89ZM88 261V262H89ZM110 261H112V259L110 260ZM186 261V260H185ZM61 262V261H60ZM59 262V263H60ZM66 262V261H65ZM65 262H63L64 264H66ZM82 262V261H81ZM113 262V261H112ZM112 262H109V260H107V261H103V262H96V261H93V262H90V263H86V264H113ZM120 262H122V260L120 261ZM24 263V262H23ZM42 263V262H41ZM51 263V262H50ZM58 263V264H59ZM74 263V262H73ZM76 263V262H75ZM79 263V262H78ZM125 263H127L126 261H125ZM174 263V262H173ZM185 263V262H184ZM52 264V263H51ZM116 264H118L117 262H116ZM123 264V263H122ZM188 264V263H187Z\"/></svg>",
    "mask_w": 264,
    "mask_h": 264
},
{
    "label": "crops",
    "instance_id": "3",
    "mask_svg": "<svg viewBox=\"0 0 264 264\" xmlns=\"http://www.w3.org/2000/svg\"><path fill=\"white\" fill-rule=\"evenodd\" d=\"M203 26L204 25L200 21H197L195 24H193L194 28H199L200 30ZM236 37H245V35L238 31V33L236 34Z\"/></svg>",
    "mask_w": 264,
    "mask_h": 264
}]
</instances>
